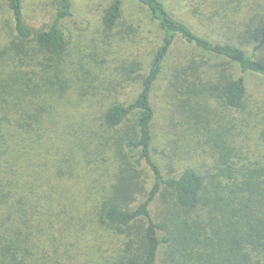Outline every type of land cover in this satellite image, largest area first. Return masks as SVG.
Segmentation results:
<instances>
[{"label":"trees","instance_id":"1","mask_svg":"<svg viewBox=\"0 0 264 264\" xmlns=\"http://www.w3.org/2000/svg\"><path fill=\"white\" fill-rule=\"evenodd\" d=\"M136 2L163 34L150 61L129 68L138 95L129 103L111 101L102 128L75 126L59 132L51 147L47 122L69 92L80 90L67 86L59 68L69 52L63 23L73 15L72 1H59L52 22L35 29L24 0H9L15 41L0 42V264H264V159H230L235 127L221 126L212 138L199 133L211 102L212 116L223 111L227 119L229 111L245 108L247 75L264 78V4H218L253 27L249 51L198 33L165 0ZM123 16V0H113L103 16L106 30L121 26ZM178 42L208 57L167 66ZM163 74L175 109L173 148L190 161L181 170L156 155L153 95ZM23 95L32 98L30 106L19 102ZM259 134L264 146V125ZM210 139L213 166L202 172L193 152ZM82 159L85 169L75 176L73 164ZM95 175L111 182L98 192ZM89 179L93 192L85 194L79 182Z\"/></svg>","mask_w":264,"mask_h":264},{"label":"rangeland","instance_id":"2","mask_svg":"<svg viewBox=\"0 0 264 264\" xmlns=\"http://www.w3.org/2000/svg\"><path fill=\"white\" fill-rule=\"evenodd\" d=\"M59 1L61 0H24V14L27 23L35 29H43L45 25L52 22ZM71 1L73 15L63 23L69 40V52L67 57L60 62L59 68H64L66 72L67 86L70 89L80 88V90L75 91L76 93L69 92L65 102L54 109L53 120L47 122L48 127L46 126L45 130L49 133L50 140L46 138V142L52 144L49 145L51 147L58 144L57 134L59 132L76 130L75 126L88 123V125L102 128L103 114L111 101L131 102L139 93V83L133 74L130 75L129 68L136 63L145 66L163 37L157 25L152 22L150 15L139 6L136 0H123V22L112 32L106 30L103 16L113 0ZM165 1L178 19L186 22L198 33L220 42L228 40L251 51L253 43L247 41L249 36L247 32L253 33V27L245 25L244 21L235 20L233 16L229 18L228 15L223 14L224 11L218 8L222 0ZM261 1L264 4V0ZM193 10L199 11L200 17H197ZM217 10L220 12L219 15ZM209 16L216 18V22L208 20ZM14 36V20L9 8V0H0V42L15 41ZM191 57L207 58L208 55L193 46L178 42L167 66ZM166 76L163 74L153 95L157 107V118L154 125V131L158 136L155 144L156 155L163 158L166 163L172 162L177 170H181L183 166H189L190 161L187 154H183L182 157L176 156L177 151L173 148L178 137L175 135L176 127L173 119L175 109L171 105L173 100L170 98V90H167L168 77ZM246 80L248 97L245 108L241 111H229L228 118L224 119L223 111L212 116V106L215 104L212 105L211 102L210 118L208 123L200 125L199 132L201 137L207 133L212 138V132L220 131L221 126L226 130L228 126L235 127L231 132L233 135L230 136V142L228 141L229 144L233 143L236 146L230 154V159L235 161L254 160L256 157L264 159V146L261 145L259 134L260 128L264 125V78L249 74ZM81 86L82 88L87 86L85 90L87 93H83ZM93 87L98 88L96 94ZM71 95L74 98L72 103ZM22 98L19 102L23 106H30L32 98L28 95H23ZM83 116L85 119L82 118ZM222 116L223 118H220ZM175 122L179 121L175 120ZM38 147L40 148V145ZM207 156L211 158L207 160ZM158 157L155 158L161 160ZM215 157H219V154ZM193 160L198 162L195 166L202 172L212 170L211 139L207 146H196ZM84 161L82 159L73 164L76 170L75 176L80 173L79 170L85 169ZM245 162L247 161H241L239 164ZM163 171L168 173L169 169L165 168ZM96 180L97 184H100L96 188L98 192L102 185H108L111 182L106 178L102 183V176L97 177ZM90 182V179L86 183L79 182L83 184L81 188L85 194L93 192L92 188H88L87 185ZM72 193L77 194V191H72ZM40 209L46 211V209ZM41 221L43 225H47L49 220Z\"/></svg>","mask_w":264,"mask_h":264}]
</instances>
